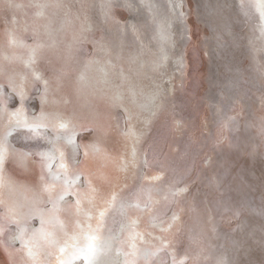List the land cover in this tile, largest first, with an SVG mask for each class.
I'll return each mask as SVG.
<instances>
[{
  "label": "snow or ice",
  "instance_id": "obj_1",
  "mask_svg": "<svg viewBox=\"0 0 264 264\" xmlns=\"http://www.w3.org/2000/svg\"><path fill=\"white\" fill-rule=\"evenodd\" d=\"M236 6L243 16L259 14L264 42V0H237ZM33 7L40 23L29 38L6 28L7 50L0 49V246L5 264H108L113 252L123 257L121 264H152L151 254L142 257L139 246L151 245L146 236L153 234L140 225L175 201L171 217L152 227L166 236L179 232L185 211L180 202L189 190L175 182L160 187L166 169L158 149L167 144L171 152L178 151L175 137L165 135L167 121L157 123L164 103L178 90L168 66L174 64L180 73L182 89L189 68L198 67L201 57L214 58L232 73L216 85L224 97L242 76L233 63L239 42L226 41L210 26L213 36L201 33L193 43L188 19L194 10L186 0H168L170 15L163 19L154 0H108L99 24L72 13L60 0H33ZM202 7L206 16H218L225 6L205 0ZM50 8L64 10L58 28ZM177 22L182 39L193 45L191 61L187 51H174ZM224 32L231 36L230 26ZM249 46L264 55V43L255 48L249 41ZM253 61L264 80V60L254 55ZM258 99L264 113V92ZM177 107L172 104L174 133L182 126L175 118ZM234 120L229 117L221 127L228 129ZM258 131L264 136V116ZM117 215L127 222L114 235L108 220ZM37 220L38 226L29 227ZM12 228L10 238L18 247L2 239ZM155 239L165 247L170 243ZM174 264L184 259L174 258Z\"/></svg>",
  "mask_w": 264,
  "mask_h": 264
},
{
  "label": "bare ground",
  "instance_id": "obj_2",
  "mask_svg": "<svg viewBox=\"0 0 264 264\" xmlns=\"http://www.w3.org/2000/svg\"><path fill=\"white\" fill-rule=\"evenodd\" d=\"M60 2L70 5L72 13L87 16L99 24L105 18L108 0ZM207 2L224 5L222 14L206 16L202 7L205 0H186L188 9L194 10L188 19L193 29V43L201 33L213 36L210 26H215L226 41L237 40L240 47L234 50L233 63L239 66L242 76L236 77L231 91L221 97V89L216 85L222 84L232 73L226 72L214 58L206 61L201 57L198 67L189 68L183 77L182 89L179 86L180 73L174 64H169L168 76L174 77L178 90L173 99L164 103L157 123L167 121L165 135L175 137L172 143L178 146V151L171 152L167 144H161L158 149L166 169L160 187L175 182L177 187L188 186L189 190L180 202L185 211L179 232L166 236L152 227L160 220L171 217L177 209L175 201L166 202L158 216L145 218L141 223L140 227L153 235L146 236L151 245L139 246L140 255L151 254L152 264H174V258L176 261L183 258L184 264H264V136L258 131L264 116L258 99L264 92V80L255 71L253 61L254 55L256 60H264V55L254 53L249 46V41L255 48L264 43L259 39L262 21L258 13L241 15L236 6L237 0ZM154 3L159 6V19L170 15L168 0H154ZM34 12L33 0H0V49L7 50L6 28L18 38H29L32 29L40 23L35 19ZM49 15L54 20V27H60L64 10L50 8ZM139 19L146 21L147 16L141 14ZM229 26L231 36L224 32ZM25 28L28 29L27 34ZM172 30L175 53L187 51L191 61L193 45L182 39V26L174 23ZM19 54L24 55L23 50ZM173 103L178 106L175 118L182 121L181 128L175 133L171 120ZM229 117H235V120L228 129H223L222 121ZM151 138L149 135L145 147ZM165 152L167 157L163 155ZM209 155L212 159L205 166ZM134 183L139 186L140 179L137 178ZM193 208L197 211L194 212ZM126 222L122 215H117L109 217L108 225L116 235ZM38 225V220L29 222V227ZM14 234L15 228H12L2 239L5 244L18 247V243L10 238ZM156 236L165 237L170 243L165 247L155 239ZM122 259L121 255L113 252L107 261L108 264H121ZM0 264H5L2 246Z\"/></svg>",
  "mask_w": 264,
  "mask_h": 264
}]
</instances>
